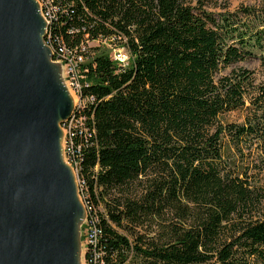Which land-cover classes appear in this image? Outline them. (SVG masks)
<instances>
[{
  "label": "trees",
  "instance_id": "1",
  "mask_svg": "<svg viewBox=\"0 0 264 264\" xmlns=\"http://www.w3.org/2000/svg\"><path fill=\"white\" fill-rule=\"evenodd\" d=\"M40 1L54 60L77 62L86 264H264V80L238 66L264 68V0Z\"/></svg>",
  "mask_w": 264,
  "mask_h": 264
},
{
  "label": "water",
  "instance_id": "2",
  "mask_svg": "<svg viewBox=\"0 0 264 264\" xmlns=\"http://www.w3.org/2000/svg\"><path fill=\"white\" fill-rule=\"evenodd\" d=\"M38 0H0V264H81L86 206L66 159L72 93Z\"/></svg>",
  "mask_w": 264,
  "mask_h": 264
},
{
  "label": "rangeland",
  "instance_id": "3",
  "mask_svg": "<svg viewBox=\"0 0 264 264\" xmlns=\"http://www.w3.org/2000/svg\"><path fill=\"white\" fill-rule=\"evenodd\" d=\"M38 1L40 2V5H42V2L40 0H38ZM189 1L193 2V4H195V3H197L198 0H189ZM208 2H209V4H208L207 8L215 10V11L222 10L219 7L214 8V6H212V3H215L216 0H213V1L212 0H208ZM225 2H227L229 4L228 10H234L237 7H239L241 4H251V3H253V0H218L217 3H222L223 4ZM42 14H44L43 13V5H42ZM100 43L101 42L93 41L91 44L92 45H98ZM103 44H104V48L108 51V53L111 54L113 52V44H110L109 42H105ZM59 63L62 66L63 79H64L65 84L68 87L69 91L72 93V96H73L74 102H75V107H76L80 103V97H79V94L75 91L73 85L71 84V80L69 78V76H70V66L66 62H59ZM238 66H244V67H248V68H250L252 70H255L256 71V75L258 76V78H260L261 80H264V68H262L261 63H260V61L258 59L253 58V59H250L248 61H244V62L238 63ZM230 119L239 120L240 116L238 115V113H234V114H232L230 116ZM63 130H64V142H63V145H64V149H65V152H66V148H67V143L66 142H67V137L69 135V130L67 128H65V127H63ZM66 159L68 160L67 155H66ZM74 171L77 174L76 169H74ZM77 177H78V174H77ZM84 205L86 206L85 203H84ZM98 209H100V208H98ZM87 215H88V212H86V216H85V218H84V220H83V222L81 224V227H82L81 228V237H82L81 246H82V251H83L84 264H86L87 238L85 239V238H83V236L87 235V232L89 230V227L86 226L87 225V220H88V216Z\"/></svg>",
  "mask_w": 264,
  "mask_h": 264
},
{
  "label": "built area",
  "instance_id": "4",
  "mask_svg": "<svg viewBox=\"0 0 264 264\" xmlns=\"http://www.w3.org/2000/svg\"><path fill=\"white\" fill-rule=\"evenodd\" d=\"M41 7H42V5H41ZM43 13H44V11H43ZM43 16L48 21V18H47L45 13L43 14ZM48 23H49V21H48ZM98 42H100V41H98ZM105 42H108V41H104V43ZM110 55H111V57L114 60H116L117 62H119L122 65H128V62L130 61V54H129L128 50L124 46H115V45H113V52ZM81 60H83L82 57H81ZM57 61L58 62H64L62 60H57ZM66 63L69 64V66H70V76H69V78L71 80V84L73 85L75 91L78 93L79 88H80V82H79V74H78V69H77V62H75V60H71V61H68ZM98 233H99V231H98V229L96 227L90 228L88 230V232H87V242H96L97 238H98Z\"/></svg>",
  "mask_w": 264,
  "mask_h": 264
},
{
  "label": "bare ground",
  "instance_id": "5",
  "mask_svg": "<svg viewBox=\"0 0 264 264\" xmlns=\"http://www.w3.org/2000/svg\"><path fill=\"white\" fill-rule=\"evenodd\" d=\"M81 264H84V260H83V251L81 252Z\"/></svg>",
  "mask_w": 264,
  "mask_h": 264
}]
</instances>
